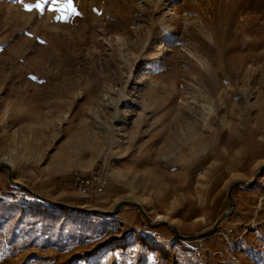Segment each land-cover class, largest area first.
<instances>
[{"label": "rangeland", "instance_id": "374dc122", "mask_svg": "<svg viewBox=\"0 0 264 264\" xmlns=\"http://www.w3.org/2000/svg\"><path fill=\"white\" fill-rule=\"evenodd\" d=\"M1 164L0 264H264V0H0Z\"/></svg>", "mask_w": 264, "mask_h": 264}, {"label": "water", "instance_id": "95a60500", "mask_svg": "<svg viewBox=\"0 0 264 264\" xmlns=\"http://www.w3.org/2000/svg\"><path fill=\"white\" fill-rule=\"evenodd\" d=\"M1 167H5L8 171V179L10 181V183L16 185V186H19V187H22L24 188L25 190H27L28 192H30L31 194L35 195L36 197L38 198H41V199H44L42 197H40L39 195H37L36 193H34L33 191L27 189L26 187H24L22 184L20 183H17L15 181H13L11 179V174H10V167L7 165V164H1L0 165ZM262 169H264V165H261L258 167L257 169V173L260 172ZM252 182H247V181H240V180H236V181H233L229 187H228V190H227V201H228V208L225 209L223 211V213H221V215L217 218V220L215 221V223L213 224V226L211 228H209L207 231H204L202 233H199V234H196V235H193V236H183L181 235L178 230L176 229V227H174L173 225L167 223V222H161V224H164L166 225L171 231L172 233L179 239H191V238H198V237H202V236H206L208 235L209 233H211L213 230L216 229V227L218 226L219 222L221 221L222 218H224L226 215H228L232 210H233V198L231 196V190L232 188L237 185V184H245V185H250ZM45 200V199H44ZM52 202V201H51ZM53 204L55 205H60L58 203H55V202H52ZM123 205H130V206H134L136 207L144 216H146L145 212L143 211L142 207L134 202V201H129V200H123V201H120L119 203H117V205L115 206L114 210L111 211L110 213H115L119 207L123 206ZM61 206V205H60ZM73 209H76V210H81V211H84V212H88L89 210L87 209H80V208H73Z\"/></svg>", "mask_w": 264, "mask_h": 264}, {"label": "snow or ice", "instance_id": "6c2138e0", "mask_svg": "<svg viewBox=\"0 0 264 264\" xmlns=\"http://www.w3.org/2000/svg\"><path fill=\"white\" fill-rule=\"evenodd\" d=\"M24 7H25V9H26L27 11H32V9H33L34 7L37 8V9H41V8L43 7V5H42V4H36V5L25 4ZM68 8H69V9H72L71 3L68 4ZM72 11H73L74 14H75V10L72 9ZM41 42H43V41H41Z\"/></svg>", "mask_w": 264, "mask_h": 264}, {"label": "trees", "instance_id": "16d2710c", "mask_svg": "<svg viewBox=\"0 0 264 264\" xmlns=\"http://www.w3.org/2000/svg\"><path fill=\"white\" fill-rule=\"evenodd\" d=\"M46 260H48V258H46Z\"/></svg>", "mask_w": 264, "mask_h": 264}]
</instances>
